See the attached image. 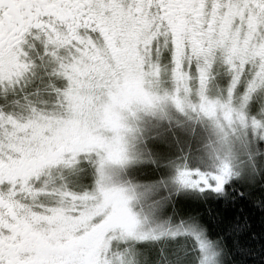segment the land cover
I'll return each mask as SVG.
<instances>
[{
  "label": "snow or ice",
  "instance_id": "1",
  "mask_svg": "<svg viewBox=\"0 0 264 264\" xmlns=\"http://www.w3.org/2000/svg\"><path fill=\"white\" fill-rule=\"evenodd\" d=\"M0 264H264V0H0Z\"/></svg>",
  "mask_w": 264,
  "mask_h": 264
}]
</instances>
